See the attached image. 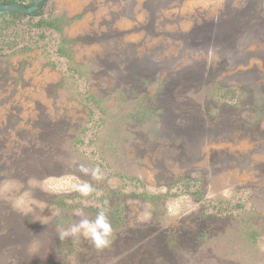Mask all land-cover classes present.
I'll return each mask as SVG.
<instances>
[{"label":"rangeland","instance_id":"rangeland-1","mask_svg":"<svg viewBox=\"0 0 264 264\" xmlns=\"http://www.w3.org/2000/svg\"><path fill=\"white\" fill-rule=\"evenodd\" d=\"M40 12L0 17V264H264V0Z\"/></svg>","mask_w":264,"mask_h":264},{"label":"clouds","instance_id":"clouds-1","mask_svg":"<svg viewBox=\"0 0 264 264\" xmlns=\"http://www.w3.org/2000/svg\"><path fill=\"white\" fill-rule=\"evenodd\" d=\"M79 171L85 175L90 174L93 179H101V169L99 167L88 168L81 164L79 165ZM75 190L82 196L87 197L94 191V188L90 183L84 181L75 185ZM75 215L79 216L80 219L60 231V239L83 236L89 239L92 245L98 250H103L111 246L113 229L106 214V209L98 211L94 219L87 218L80 209L75 210Z\"/></svg>","mask_w":264,"mask_h":264},{"label":"water","instance_id":"water-1","mask_svg":"<svg viewBox=\"0 0 264 264\" xmlns=\"http://www.w3.org/2000/svg\"><path fill=\"white\" fill-rule=\"evenodd\" d=\"M48 0H39L33 7H27L24 4H10V5H1L0 6V17L9 15L14 12H21L26 15H34L42 11L45 7V4Z\"/></svg>","mask_w":264,"mask_h":264},{"label":"trees","instance_id":"trees-1","mask_svg":"<svg viewBox=\"0 0 264 264\" xmlns=\"http://www.w3.org/2000/svg\"><path fill=\"white\" fill-rule=\"evenodd\" d=\"M5 3L8 4L9 2L6 1ZM11 3H15V2H14V1H11ZM41 13H42V12L35 13L34 15H26V14H23V13H21V12H14V13L9 14V16H11V17H17V16H29V17L33 18V17H39V16L41 15ZM3 18H4V17H3ZM46 23H47L46 21L42 20V23L39 22V23H38V26H39V27H42L43 24H45L47 27H49V26L52 27V25H48V24H46Z\"/></svg>","mask_w":264,"mask_h":264}]
</instances>
